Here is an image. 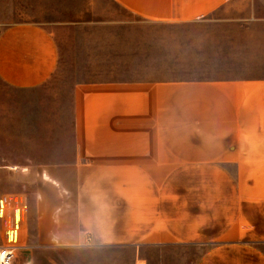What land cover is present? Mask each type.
I'll return each instance as SVG.
<instances>
[{
  "label": "crops",
  "instance_id": "crops-1",
  "mask_svg": "<svg viewBox=\"0 0 264 264\" xmlns=\"http://www.w3.org/2000/svg\"><path fill=\"white\" fill-rule=\"evenodd\" d=\"M113 1L150 22L250 20L226 15L241 0ZM5 32L0 76L42 83L53 37L32 23ZM74 139L71 161L22 168L31 184L0 192L14 264L47 260L42 246L96 244L202 246L195 264H264V75L78 83Z\"/></svg>",
  "mask_w": 264,
  "mask_h": 264
},
{
  "label": "rangeland",
  "instance_id": "rangeland-1",
  "mask_svg": "<svg viewBox=\"0 0 264 264\" xmlns=\"http://www.w3.org/2000/svg\"><path fill=\"white\" fill-rule=\"evenodd\" d=\"M236 8L226 15L250 20L150 22L113 0H0V35L14 24H36L53 37L57 52L55 69L35 86L0 76V192L31 184L34 173L22 168L73 159L78 83L264 75V62L257 61L264 56V0H241ZM26 218L33 231V215ZM204 249L96 244L33 251L51 256L37 264H195Z\"/></svg>",
  "mask_w": 264,
  "mask_h": 264
},
{
  "label": "built area",
  "instance_id": "built-area-1",
  "mask_svg": "<svg viewBox=\"0 0 264 264\" xmlns=\"http://www.w3.org/2000/svg\"><path fill=\"white\" fill-rule=\"evenodd\" d=\"M15 253L10 247L0 246V264H14Z\"/></svg>",
  "mask_w": 264,
  "mask_h": 264
},
{
  "label": "bare ground",
  "instance_id": "bare-ground-1",
  "mask_svg": "<svg viewBox=\"0 0 264 264\" xmlns=\"http://www.w3.org/2000/svg\"><path fill=\"white\" fill-rule=\"evenodd\" d=\"M145 261H143V264H144Z\"/></svg>",
  "mask_w": 264,
  "mask_h": 264
}]
</instances>
